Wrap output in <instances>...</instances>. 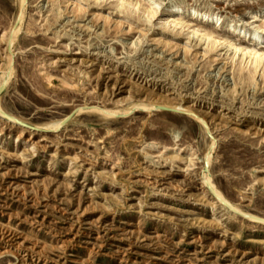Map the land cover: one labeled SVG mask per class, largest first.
<instances>
[{
  "label": "rangeland",
  "instance_id": "obj_1",
  "mask_svg": "<svg viewBox=\"0 0 264 264\" xmlns=\"http://www.w3.org/2000/svg\"><path fill=\"white\" fill-rule=\"evenodd\" d=\"M66 1L25 0L12 46L21 8L0 0V80H8L0 102L32 123L0 113V264H264V220L250 216L264 219V74L243 82L237 70L252 64L235 55L227 76L217 59L222 45L205 57L193 50L207 51L206 43L186 54L174 45L189 42V30L162 23L174 3L212 11L219 33L249 45L256 26L264 28V0H141L159 7L153 26L118 0H70L82 2L81 12ZM107 15L137 28L103 31ZM236 26L241 34L233 36ZM260 41L264 50V31ZM227 83L232 107L204 97L221 95ZM183 84L196 92L187 101L208 126L151 105L108 118L77 110L151 103V93L177 101ZM206 173L243 211L216 198Z\"/></svg>",
  "mask_w": 264,
  "mask_h": 264
},
{
  "label": "bare ground",
  "instance_id": "obj_2",
  "mask_svg": "<svg viewBox=\"0 0 264 264\" xmlns=\"http://www.w3.org/2000/svg\"><path fill=\"white\" fill-rule=\"evenodd\" d=\"M118 1L120 2V7H122L123 9L130 8V10H128V13H130V14L138 13L140 19H143L147 24L153 26V18L158 14L159 7L149 6L147 4L142 3L141 0H118ZM56 2H58V0H52L53 4H55ZM76 2L77 1L70 2V0H67L64 4L67 6V8L69 6H75L76 7L75 11L81 12L83 10V8L81 6L82 2L81 1L80 2L78 1L77 3ZM18 3L20 5L21 9H20V13L16 17V19H19L21 24L20 25L18 24L19 25L18 27H16V26L12 27V29L10 30V34L7 38V43L12 45V46H17V44L19 43L20 34L22 33V30L24 29L23 19H24L25 15H24L23 9L25 7V0H18ZM61 6L62 5H60L58 7L59 12H61ZM168 14H169L168 20L162 22L163 26L165 28L170 29L173 27V28H176V30L177 29L180 30V33H183V31H185V30H189L188 31L189 35H190L188 37L189 42H186L183 44L175 43L174 47H176L177 49L184 51V53L187 54V53H191L193 47H196V46H199L200 44L206 43L207 51L204 50L205 52H203V51L199 52V51H197L196 48L193 50V51H196L197 57H205L206 52H210L214 49H217L220 45H222L223 47L221 48V50L223 52L218 53L217 59L220 60L221 64L223 63L222 67L224 69L223 73L226 72L225 75L228 76L231 73L230 70H231L232 62L234 60L235 55H242V58H244V57L249 58V60L251 61V64H252V66L250 65L247 68L240 67V69L237 70L239 79H241L243 82L252 81V79H254L255 73H257L258 69L262 71V74H264V50L260 49L259 47H256V45L261 42L260 41L261 40V33L264 31V28L262 27L263 25L259 24L256 26V29L252 32V34L249 38L250 44L244 45L240 42L228 39L225 35H223L217 31L220 28L222 22H219L220 18L216 17L215 13H213L212 11H198L195 8H193L192 10H189V8H187L186 6L180 5L178 3H174L170 6ZM122 17H124L126 20L119 21L117 19H112L113 21H109L107 19V18H109L108 15L103 16L104 21H105L103 31L106 30L107 26H108V29L112 28L113 24L119 25L116 32L126 31L128 33V32H131L132 30L137 28L135 25L131 24V22H133V21L130 18L123 16V15H122ZM198 20H200V22ZM211 23L214 26V29L210 28L209 25ZM51 26H52V23L50 22V25L47 26L46 28L50 29ZM95 27H97V25ZM99 28H101V27H99ZM84 31L85 30H82L81 32H84ZM137 31L141 33L142 29H137ZM240 31H241V27L236 26V27L232 28L231 32H232V35L235 36V35H240L241 34ZM28 32L31 34H34L36 32V30H31L30 28H28ZM65 34H68V32L65 31ZM76 34H78V33H76ZM98 34H100V32H98ZM142 34H146V33H142ZM142 34H141V36H143ZM73 36H74V34H69L68 38H73ZM97 36H100V35H97ZM116 37L117 36L115 35L114 38L116 39ZM135 42H134V44H136ZM89 45H92V43L90 42ZM137 46L138 45H135V48H137ZM200 48H201V46H200ZM111 51L113 52V48ZM111 51L107 52L108 56H109V54H111L113 57H116L115 55L112 54ZM94 52H96L95 54L98 56L105 55V54H103L104 49H103V51H99V48H98V51H94ZM173 52H175V51L173 50ZM147 56H148V54H147ZM156 58H158V56ZM6 59H7L6 66L8 69V66H10L9 64L12 60V54L8 50L6 52ZM259 67H261V68H259ZM74 70L78 71L81 74H88L87 72H84V70H82L79 67L74 68ZM146 70H148V69H146ZM12 73H13V69H12L11 74ZM156 78H158V77H156ZM151 80H152V78H151ZM7 81L8 80L6 78H4L2 75V79L0 80L1 87H3ZM226 81H228V80H226ZM224 86L225 87L222 89V91L220 90L221 95L217 94L216 97H212V96H204V97L208 98V99H212L210 103L216 104L218 107H225V108L226 107H232L233 106L232 102L231 101L229 102V100L227 99V96H226V93L229 90V88L226 87V86H228V83L224 84ZM182 87H181L182 90L179 93L180 97L178 98L177 101H171L170 99L162 98V97H159V96L151 93V95H152L151 103L144 102V101H136V102L133 101L131 103V105L129 104L128 107H125L122 109L119 108L118 110L107 109L106 107H103V106H93L90 108L86 107V106H80L77 110L79 112L85 111V112H90V113H96L103 118H108L110 116H116L117 113L127 114L128 111H130L133 107L145 108V107H148L149 105H151V106H155L157 109H160V110H164V108H171V109L176 110L177 112H186L189 117H192V118H195L196 120H198L202 126H204L205 124L206 125L209 124L208 116L205 113H202L201 111H199V109L195 106L196 105L195 103L190 104L189 101H187V98H190V94H196V92L194 90L191 91V89H193L191 86L184 85ZM233 87L235 88L236 84ZM183 92H185V93L183 94ZM211 95H213V94H211ZM213 96H215V95H213ZM201 101H204V99H202ZM204 102H206V101H204ZM256 108H260V107H256ZM252 112H253V114H261L262 113L261 111H259V112L258 111H252ZM0 113L4 116L5 115L9 116V114H10V117L13 118L14 121H20L22 123H26L27 125L32 124L26 120L21 119L20 117H18L15 114L7 112L3 108L1 102H0ZM62 121H63L62 119H59V120H55V121H52L49 123H37V124H34V126L38 129H45L48 127H56L59 124H61ZM173 134L175 137H177L179 135V132L174 130ZM147 146L154 147L156 145H155V143L148 142ZM211 154L209 152L206 155L204 154L206 157V161L210 160ZM210 176L211 175H209L207 173L205 174L204 183L207 187H209L211 189L212 193L216 196V198L219 201H221L222 203H226L230 209L237 208V209H240L241 211H243V209H241L238 205L231 202L226 197V195L216 186V184L214 183L213 179ZM245 214L249 215L246 212H245ZM250 216L255 220H264L261 217L256 216V215H250Z\"/></svg>",
  "mask_w": 264,
  "mask_h": 264
},
{
  "label": "water",
  "instance_id": "obj_3",
  "mask_svg": "<svg viewBox=\"0 0 264 264\" xmlns=\"http://www.w3.org/2000/svg\"><path fill=\"white\" fill-rule=\"evenodd\" d=\"M164 110H169V111H174V112H177L176 110H174V109H171V108H164Z\"/></svg>",
  "mask_w": 264,
  "mask_h": 264
}]
</instances>
